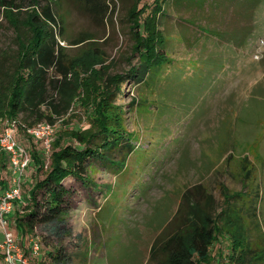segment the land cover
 Listing matches in <instances>:
<instances>
[{
  "label": "rangeland",
  "instance_id": "1",
  "mask_svg": "<svg viewBox=\"0 0 264 264\" xmlns=\"http://www.w3.org/2000/svg\"><path fill=\"white\" fill-rule=\"evenodd\" d=\"M2 1L21 7L22 13L33 2L40 9L48 6L69 59L93 51L101 56L106 75L125 78L112 103L134 148L127 155L122 145L104 159L89 161L83 180L66 178L67 209L59 220L22 237L9 218L4 228L13 235L17 254L31 264H57L49 255L56 251L58 264H157L160 257L151 261L150 248L184 228L187 209L177 211L185 192L205 211L210 206L206 196L211 197L213 214L226 205L225 195L240 194L246 203L236 210L244 230L251 225L247 209L253 202L258 233L246 230L245 235L262 248L264 0H168L156 17L158 53L165 63L157 69L152 61L142 83L126 77L139 63L129 17L136 0H109L104 22L88 16L77 0ZM143 5L147 14L152 0H143L139 8ZM1 6L0 0V54L11 56L16 33L23 32L14 31ZM93 119L90 110L74 104L53 121L48 152L42 140L17 129L15 137L30 163L21 180L22 200L14 209L28 204L34 183L44 177L54 140L70 128H90ZM70 142L63 137L62 145ZM33 156L44 163L42 171ZM13 177L7 158L0 159V197ZM232 234L218 235L206 264H226ZM31 239L40 244L39 256L30 252Z\"/></svg>",
  "mask_w": 264,
  "mask_h": 264
},
{
  "label": "trees",
  "instance_id": "2",
  "mask_svg": "<svg viewBox=\"0 0 264 264\" xmlns=\"http://www.w3.org/2000/svg\"><path fill=\"white\" fill-rule=\"evenodd\" d=\"M142 1L136 0L129 12L133 20L130 30L135 38L134 53L138 54L139 63L126 77L137 83L144 81L153 62L157 69L165 63L162 53H158L156 17L168 0H152L147 14L146 5L139 8ZM108 3L109 0H77L78 6L88 16L100 22L106 21L110 15ZM1 4L9 25L14 31L23 33H16L17 49L13 55L0 54V129L3 119L19 121L20 115L23 119L19 121V129L24 132L41 123L52 125L77 102L94 115L90 128H70L54 140L49 166L44 177L38 179L29 192L28 204L20 210L13 208L9 214L17 232L25 237L31 235L37 226L51 224L63 216L67 209L68 191L63 186L66 178L73 176L83 180L89 161L104 159L107 152L122 145L127 155L134 148L123 134L120 109L112 103L115 89L120 90L125 78L106 75L107 68L102 65L101 56L93 51L69 59L64 53L65 48L59 45L62 39L59 40L55 33L56 19L48 6L40 9L33 2L28 5L32 8L22 13L19 6L7 5L2 0ZM21 14L25 16L20 17ZM88 39L78 40L74 45ZM63 137L78 146L71 142L62 145ZM125 139L128 142L123 144ZM4 158L6 156L1 154L0 159ZM33 163L39 166L38 171L43 170L44 163L38 156H33ZM39 197L43 200L40 201ZM206 198L210 202L207 211L201 208L199 200L191 202L190 192L183 194V205L177 214L187 209L184 212L185 226L179 232L156 240L149 251L150 260L156 261L160 257L157 264H206L218 235L232 230L226 264H264V240L261 248L250 243L255 240H248L245 235L246 230L258 233L253 202H248L247 209L251 225L244 230L239 224L242 218L236 210L240 203L242 206L246 203L240 194L225 195L226 205L217 214L212 213L211 197L207 195ZM49 255L55 263L61 261L59 251Z\"/></svg>",
  "mask_w": 264,
  "mask_h": 264
},
{
  "label": "built area",
  "instance_id": "3",
  "mask_svg": "<svg viewBox=\"0 0 264 264\" xmlns=\"http://www.w3.org/2000/svg\"><path fill=\"white\" fill-rule=\"evenodd\" d=\"M0 132V155L4 154L12 170V186L6 189L0 197V227L3 229V240L0 244L2 259L0 264H31L28 259L17 254L13 235L4 227L6 226L9 214L13 210L15 202L22 200L21 180L23 174L30 163V158L24 147L17 141L15 135L21 125L17 120L4 119ZM25 132L35 138L42 140L44 148L49 151L52 126L41 123L33 128H28ZM29 249L32 255L39 256L40 244L36 240H30Z\"/></svg>",
  "mask_w": 264,
  "mask_h": 264
}]
</instances>
